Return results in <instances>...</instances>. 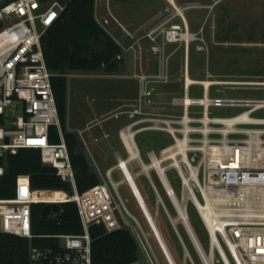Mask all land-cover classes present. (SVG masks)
Here are the masks:
<instances>
[{
    "label": "built area",
    "instance_id": "built-area-1",
    "mask_svg": "<svg viewBox=\"0 0 264 264\" xmlns=\"http://www.w3.org/2000/svg\"><path fill=\"white\" fill-rule=\"evenodd\" d=\"M64 5L58 0H0V158L19 147L38 148L41 161L55 167L56 173L72 185L71 192L63 190L58 200L47 201L42 196L43 189L31 186L28 175H18L13 195L0 197V231L30 238L33 235V203L56 202L59 207L61 202L70 201L76 205L82 231L57 234L55 247L31 246L30 264H92L90 226L93 224H101L108 231L128 228L151 264H159L149 241V232L129 211L118 189L121 181L127 183L151 226L138 197L142 194L136 180L146 162L140 150L137 158L129 159L122 143L126 155H118L114 165L122 172L121 180L113 178V166L102 172L91 155L100 182L83 192L76 189L51 84L54 73L46 65L40 41ZM165 22L167 24L158 31L152 28L147 33V37L156 43L153 50L164 51L167 43L176 41H183L187 48L189 43L184 40L185 35L193 37V34L186 18L179 15V21H172L170 16ZM187 70L186 67L182 95L171 98L172 104L181 106V113L158 114L134 109L131 115L137 113L140 117L122 128L134 132L135 142L136 134L144 130L165 131L171 136L172 143L162 147L159 153L152 149L147 151V162L153 164V158L159 157L164 168L159 171L153 164L143 174L164 207L151 170L175 209L172 196L182 205L187 218L188 205L193 206L207 233L208 253L201 246L206 256H210L211 264H215V253L221 264H264V116L253 114L264 110V97L210 96L209 89L214 83H188ZM153 78V81H168L165 66ZM151 80L141 76L140 96L151 94L148 87ZM192 84L201 85V96L189 95ZM194 106L200 109L193 110ZM221 106L242 109L233 115L211 114V107ZM52 125L58 131L57 142L49 139ZM86 130L76 129L83 141ZM119 157L124 158L123 164ZM137 160L140 170L135 171L132 165ZM170 169L179 180V195L169 180ZM3 173L4 164L0 163V175ZM163 177L170 187L165 186ZM174 228L184 245L178 229ZM213 246L214 252L209 249ZM128 264H139V259Z\"/></svg>",
    "mask_w": 264,
    "mask_h": 264
},
{
    "label": "rangeland",
    "instance_id": "rangeland-1",
    "mask_svg": "<svg viewBox=\"0 0 264 264\" xmlns=\"http://www.w3.org/2000/svg\"><path fill=\"white\" fill-rule=\"evenodd\" d=\"M175 1L183 9L194 37L189 42L186 59L183 41L172 42V51L168 47L169 43L164 46V51L153 50L152 47L156 43L147 37L148 31L152 29L150 27L154 23L153 20L145 23L124 22L123 19L131 15L140 21L145 12L139 7L145 3L149 4V0H95L94 14L97 21L120 47L117 67L110 72L98 68L72 70L66 73L68 85L66 127L76 133V129H87L84 133L85 141L77 135L93 169L95 168L91 158L92 152V157L94 156L100 170L104 172L107 166L115 161L111 147H115L117 141V148L120 150L118 154L125 157V149L122 143L116 140V136L119 137V130L124 125L140 117L137 113L131 115L134 109L158 114L181 113V106L172 104L171 98L182 95L186 67L190 76L195 79L225 81L212 84L209 89L210 96L264 97V0ZM170 10L172 21H179V15L173 5ZM170 10L163 13L167 14ZM165 14L161 17L160 24L155 27L156 31L167 24L165 21L168 16ZM145 37L150 44L143 42ZM164 66L169 74L168 81L151 80ZM142 75L151 80L148 87L152 91L148 97L139 95L142 87L139 80ZM201 88L200 84H192L189 95L201 96ZM192 109L200 107L194 106ZM241 109L242 107L236 106L211 107V114L233 115ZM253 114L264 116V110H258ZM135 139L141 157L146 162L148 150L152 149L159 153L162 147L172 143L171 136L159 130H144L137 133ZM132 166L135 171L140 170L138 160L133 162ZM150 172L159 192L165 197V205L170 212L172 211L171 227L165 212L159 208V228L171 252L183 256L184 261L178 258V264H196L193 257H197V264H205L189 234L185 233L184 225L175 220L177 212L174 204L169 202L168 196L163 193L153 170ZM112 176L118 180L116 172L112 171ZM168 176L179 195V180L172 169L168 171ZM137 184L148 209L153 214L155 194L143 172L137 176ZM118 189L129 211L136 216L144 230L149 232V241L159 264H170L127 184L119 185ZM188 213L202 246L208 253L207 233L191 204ZM128 220L133 223L130 218ZM174 226L185 238L191 253L186 245L188 252L185 250ZM215 254V264H221L217 253ZM141 256L139 264H151L142 249Z\"/></svg>",
    "mask_w": 264,
    "mask_h": 264
},
{
    "label": "trees",
    "instance_id": "trees-1",
    "mask_svg": "<svg viewBox=\"0 0 264 264\" xmlns=\"http://www.w3.org/2000/svg\"><path fill=\"white\" fill-rule=\"evenodd\" d=\"M94 5L95 0H65L59 16L46 28L40 39L46 65L54 73L51 77L52 89L74 170L75 186L79 192L98 184L100 176L90 166L77 133L66 127V73L98 68L113 71L117 67V54L120 52L119 45L97 21ZM49 139L52 142L59 141L55 125L50 126ZM0 163L4 164V173L0 175V197L13 195L15 180L20 174L29 176L33 188L43 189L42 196L48 201L58 200L63 190L72 191L70 181L63 180L56 173L55 167L41 161L38 148L19 147L15 152H7L4 158H0ZM161 196L165 201V197ZM31 209L32 237L0 231V264H30L31 246L55 247L57 234L82 231L74 202H61L56 211L49 213H43V203H33ZM188 218L192 224L189 213ZM192 227L201 243L193 224ZM90 235L92 264H128L141 257V249L126 227L108 231L101 224H93L90 226ZM181 237L188 248L185 238ZM196 258L193 257L197 264Z\"/></svg>",
    "mask_w": 264,
    "mask_h": 264
},
{
    "label": "bare ground",
    "instance_id": "bare-ground-1",
    "mask_svg": "<svg viewBox=\"0 0 264 264\" xmlns=\"http://www.w3.org/2000/svg\"><path fill=\"white\" fill-rule=\"evenodd\" d=\"M168 1L170 3H172V5L175 7L178 15H183L186 18L185 14L183 12V9L175 2V0H168ZM186 22H187V19H186ZM187 24H188V22H187ZM191 38H194V37H190L189 34H186L184 40L187 41V43H189ZM188 46H189V44H188ZM185 49H186V52H185V59H186L187 52H188V47L185 48ZM186 81L188 83H190V82L203 83L205 85H209L211 83L225 82V81H216V80H212V79H195V78L190 76L188 70H187V73H186ZM133 133L134 132L132 130L128 129V128H122L121 132H120V138L122 140L123 145L126 146V149L128 151V155H129V159L137 158V155H138V152H139V148H138V146H137V144H136V142L134 140V137H133L134 134ZM171 152H172V150H171ZM166 153H168V152H166ZM166 153H163V155L166 154ZM164 158H162V159H164ZM119 160H120L121 164H123L124 161H125L124 158H122V157H119ZM153 164L158 167L159 171H161L164 168V164L163 163H159V157H154L153 158ZM153 164L152 163L149 164V162H144L143 165H142V169L140 171L141 172H146L149 169L150 166L152 167ZM124 168L127 171V174L131 175V173L128 171V169L126 167H124ZM163 180H164L165 186L166 187H170L169 182H168V180L165 177H163ZM132 183L134 185L133 180H132ZM138 197H139L141 203L143 204V206H142L143 207V211L146 212L147 216L149 217V222L151 224L150 231H152L153 234L157 237V239L159 241V245L161 246L162 250L164 251L169 263L170 264H176L174 259H173V257H172V255L170 254V251H169L167 245L165 244V242H164V240H163V238L161 236V233H160V230L158 228V225L156 224L155 219L151 216V213H150L147 205L144 203L142 196L140 194H138ZM172 199H173V201H174V203L176 205V209H177V216H176L175 220L180 221L182 223V225H184L185 231L189 234V236H190V238L192 240L193 237H194V233H193L194 229L192 227V224L186 218L185 211H184L182 205H180V203L177 202L175 196H172ZM49 201H56V200H49ZM146 234H148V233H146ZM192 242H193L194 246L196 247L197 251L202 250L200 248V246H198V243L196 244L194 242V240H192ZM214 248L215 247L213 246V247H210L209 249L212 252H214ZM205 261L206 262H204V263L211 264L210 256L207 255L205 257Z\"/></svg>",
    "mask_w": 264,
    "mask_h": 264
},
{
    "label": "crops",
    "instance_id": "crops-1",
    "mask_svg": "<svg viewBox=\"0 0 264 264\" xmlns=\"http://www.w3.org/2000/svg\"><path fill=\"white\" fill-rule=\"evenodd\" d=\"M150 1V3L148 4V3H145V4H143V6L142 7H139L140 8V10H143L145 13V16L140 20V21H138V18L136 19V18H133V15H131V16H127V20L126 19H123L124 20V22H127V23H129V22H141V23H145L146 21H148V20H153V24H152V26L150 27V28H155L157 25H159L160 24V21H161V17L163 16V14H165V13H163V11H166V10H170V7H172V3H170L168 0H158V1H154V0H149ZM176 2V1H175ZM163 6V7H162ZM94 12H95V5H94ZM165 16H168L167 18H169L170 16H172V11L170 10V12H168L167 14H165ZM129 21V22H128ZM143 42H147V43H149L150 44V41L145 37V38H143ZM148 44V45H149ZM168 47L170 48V51H172V43H169L168 44ZM89 134V133H88ZM115 135H116V133H114ZM116 140H119L120 142H121V139L119 138V137H117L116 136ZM117 144H116V146L115 147H111V153H112V156H113V158L115 159V161L113 162V163H111V164H109L107 167H111V166H113L114 167V165L116 164L115 162L117 161L116 160V155L118 154V153H120V150H119V148H117L118 146V141L116 142ZM122 143V142H121ZM116 154V155H115ZM92 155H93V152H92ZM119 155V154H118ZM118 155H117V157H118ZM94 157V156H93ZM112 171L113 172H116L117 174H118V180H121V178H122V172H121V170L120 169H118V167H114L113 169H112ZM123 183H125V184H127L126 182H124V181H121L120 182V184L119 185H121V184H123ZM136 183H137V180H136ZM172 184V183H171ZM128 186V185H127ZM137 186H138V184H137ZM139 187V186H138ZM128 188H129V186H128ZM140 189V188H139ZM129 190H130V188H129ZM131 192V191H130ZM140 192H141V190H140ZM154 193V192H153ZM132 194V193H131ZM142 194V193H141ZM155 194V193H154ZM160 195H161V193H160ZM133 196V195H132ZM134 197V196H133ZM142 197H143V195H142ZM135 198V197H134ZM155 208H154V213L152 214L153 216H154V218H155V222H156V224L158 225V228H159V219H158V214H159V208H161L162 209V211L163 212H165V214H166V216L168 217V222L170 223V225H171V227H172V220H171V218H172V214H171V212H170V210L168 209V207L165 205V202H164V199H163V197L161 196V198H162V201H163V203H164V205H165V207L162 205V203L160 202V200L157 198V196L155 195ZM169 198V197H168ZM135 200H136V198H135ZM143 200H144V198H143ZM169 200H170V198H169ZM145 201V200H144ZM136 202H137V200H136ZM170 202H171V200H170ZM138 203V202H137ZM146 203V202H145ZM172 203V202H171ZM147 205V204H146ZM142 211V210H141ZM150 211V210H149ZM143 213V212H142ZM171 217V218H170ZM159 230H160V228H159ZM160 233H161V231H160ZM161 236H162V238H163V240H164V242H165V244L167 245V243H166V241H165V239H164V237H163V235H162V233H161ZM157 238V237H156ZM184 242V241H183ZM158 244H159V241H158ZM184 245H185V243H184ZM160 246V245H159ZM167 247H168V249H169V251H170V254L172 255V257L174 258V261L176 262V264H178V262L177 261H179L178 260V258L179 259H181L180 261H184V259H183V256L182 255H180V253L179 254H177V255H175L174 253H173V251L171 252V250H170V248H169V246L167 245ZM186 247V246H185ZM187 249V248H186ZM142 257V256H141ZM140 257V258H141ZM139 258V259H140ZM176 259H177V261H176ZM186 262V261H185ZM184 262V263H185Z\"/></svg>",
    "mask_w": 264,
    "mask_h": 264
},
{
    "label": "water",
    "instance_id": "water-1",
    "mask_svg": "<svg viewBox=\"0 0 264 264\" xmlns=\"http://www.w3.org/2000/svg\"><path fill=\"white\" fill-rule=\"evenodd\" d=\"M61 4H64L65 3V0H58ZM8 139L6 138V141H7ZM173 200V199H172ZM58 209V203H56V202H46V203H43V213H49L50 211H56ZM187 218V217H186ZM188 219V218H187ZM194 233V237H193V239L192 240H194V242L197 244L198 243V246H200V248L202 249V250H200V251H198L199 253H200V255H201V258L203 259V261L204 262H206L205 261V257H206V254L203 252V248H202V246H201V244H200V242H199V240H198V238H197V236H196V234H195V231L193 232ZM184 246V248H185V250L187 251V249H186V247H185V245H183ZM203 253H202V252ZM188 252V251H187ZM206 264V263H205Z\"/></svg>",
    "mask_w": 264,
    "mask_h": 264
}]
</instances>
